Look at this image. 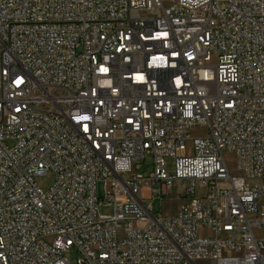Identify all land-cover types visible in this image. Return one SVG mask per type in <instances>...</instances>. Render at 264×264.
I'll return each instance as SVG.
<instances>
[{
    "label": "built area",
    "instance_id": "obj_1",
    "mask_svg": "<svg viewBox=\"0 0 264 264\" xmlns=\"http://www.w3.org/2000/svg\"><path fill=\"white\" fill-rule=\"evenodd\" d=\"M202 262L264 264V0H0V264Z\"/></svg>",
    "mask_w": 264,
    "mask_h": 264
},
{
    "label": "rangeland",
    "instance_id": "obj_2",
    "mask_svg": "<svg viewBox=\"0 0 264 264\" xmlns=\"http://www.w3.org/2000/svg\"><path fill=\"white\" fill-rule=\"evenodd\" d=\"M202 128H200L199 126L192 129V134L193 136H196L198 134L202 133ZM167 162V166L169 169H171V163H172V159L171 158H167L166 160ZM145 164H143L142 166L144 167ZM149 169V168H148ZM52 174L48 173L46 175H43L41 177H38L36 179L38 185L40 187H42L43 189H46L52 182ZM96 191H97V195L99 197H103L104 196V183L102 181H98L96 183ZM203 192V190H202ZM179 193V189L178 187H176L175 185L169 189L167 196H164L163 200L161 201L160 198L158 197H154L152 199L147 198L146 196V190L143 189L142 191H140V195L144 197V202L145 203H150L152 205V211L154 213L160 211L163 215L168 216L171 215L172 213H174L176 211L177 208V194ZM98 211L100 214H111L112 213V206L106 204V202H101L100 205L98 206ZM136 221H133L134 225H143L142 222L141 223H134ZM208 228L205 227H198L197 229V234L198 235H206L208 234ZM67 257L70 261H72L75 257L73 252H70L69 254H67ZM200 264H208L206 262H202Z\"/></svg>",
    "mask_w": 264,
    "mask_h": 264
}]
</instances>
